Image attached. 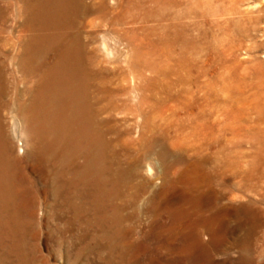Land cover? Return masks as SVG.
I'll return each mask as SVG.
<instances>
[{"label": "rangeland", "instance_id": "obj_1", "mask_svg": "<svg viewBox=\"0 0 264 264\" xmlns=\"http://www.w3.org/2000/svg\"><path fill=\"white\" fill-rule=\"evenodd\" d=\"M137 12L146 19L137 22L135 40L147 36L155 48L169 45L168 70L159 71L154 89L170 96L169 110L165 120L153 121V131L169 146L188 149L214 137L204 154L218 175L230 178L229 199L221 206L234 215L226 223L230 233L215 244L209 233L189 231L196 216L181 220L178 234L167 233L171 218L155 211L161 175L139 191L133 206L116 194L110 146L97 155L82 153L88 150L79 141L75 155L65 152L68 138L59 143L52 137L48 92L36 103L44 119L27 110L33 76L23 70L39 57L24 46L38 36L35 16L29 14L25 28L21 3L0 0V264H264V0L146 1ZM165 24L170 27L161 37ZM104 33L121 57L123 34ZM135 87L127 107L137 106ZM140 126V121L130 126L134 141ZM37 153H45L44 167L32 164ZM174 157L169 153L168 162ZM152 163L163 171L159 160ZM178 169L177 177L187 176L188 167ZM246 170L261 177L256 188L238 185ZM138 173L133 184L148 178L142 168ZM250 210L257 212L256 225L243 232L236 225L248 221Z\"/></svg>", "mask_w": 264, "mask_h": 264}, {"label": "bare ground", "instance_id": "obj_2", "mask_svg": "<svg viewBox=\"0 0 264 264\" xmlns=\"http://www.w3.org/2000/svg\"><path fill=\"white\" fill-rule=\"evenodd\" d=\"M18 1L25 17L22 26L29 27V14L32 12L38 33L35 42L26 44L28 48L24 46L25 51L31 50L39 57L38 64L29 67V70H23L24 65L22 67L23 73L33 76L27 90L30 97L28 112L39 114L44 119L45 115L41 110L38 112L36 103L48 92L53 108L52 137L59 143L65 140L64 137L68 138V141L65 140L67 154L75 155L79 141L82 143V146L79 145L81 149L88 150L82 153L92 151L97 155L110 146V152H114L112 155L115 157L112 171L119 188L116 194L125 197L133 206L140 196L139 191L155 184V179L161 175L163 187L158 195L159 205L155 211L166 213L171 218L170 225L166 227L167 233L178 234L179 222L188 216H193L194 220L196 216L192 225L188 224L189 231L207 232L215 244L230 233L226 223L234 215L221 208L229 199L227 194L230 190V178L225 172L218 175L216 164L204 154L214 142V137L207 136L208 139H203L197 147L188 149L169 146L152 128L153 121L159 118L165 120L164 111L169 110L165 104L170 96H159L154 91L159 89V71L168 70L166 63H169V45L166 43L159 49L155 48L147 36L139 41L135 40V33L137 22L146 19L145 13L138 15L137 11L144 7L146 1L156 3L159 0ZM160 15L167 14L163 12ZM85 20L87 21L84 22ZM169 27L168 24L162 26L161 37ZM104 30L119 36L120 33L123 34L126 45L121 57L119 47L106 44ZM135 86L140 90L137 106L127 107L129 101L135 100ZM136 121H140L141 126L134 141L130 137V126L134 127ZM78 125L80 131L75 132L74 128L77 131ZM103 133L113 135L112 140L102 141ZM122 136L124 137L120 140ZM13 137L15 138L14 134ZM155 147L157 151L154 150ZM227 148L225 143L222 149ZM169 153L175 156L171 163L168 162ZM198 153L201 155H196ZM38 155L37 153L32 164L44 167L45 153ZM193 155H196V159L189 160L188 157L193 158ZM54 158L59 160L60 156ZM154 159L162 163L163 171H158L160 167L158 170L152 169ZM92 161H96L95 158L92 157ZM179 165L188 167L186 177H177ZM141 168L149 180L142 178L140 184H133L132 179L139 176L138 169ZM240 177L238 185L243 187V184H253L252 188H256L255 185L261 178L247 170ZM163 191L166 193L164 200L160 199ZM172 197H176V201H172ZM256 214L255 210H250V214L246 216L248 221L241 219L236 226L246 232L245 228L256 225Z\"/></svg>", "mask_w": 264, "mask_h": 264}]
</instances>
